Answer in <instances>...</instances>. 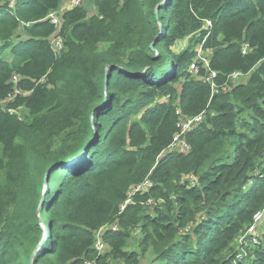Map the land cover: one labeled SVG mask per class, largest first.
I'll return each mask as SVG.
<instances>
[{
    "label": "trees",
    "instance_id": "16d2710c",
    "mask_svg": "<svg viewBox=\"0 0 264 264\" xmlns=\"http://www.w3.org/2000/svg\"><path fill=\"white\" fill-rule=\"evenodd\" d=\"M63 1L0 0V264H264V0Z\"/></svg>",
    "mask_w": 264,
    "mask_h": 264
},
{
    "label": "built area",
    "instance_id": "2783aa9c",
    "mask_svg": "<svg viewBox=\"0 0 264 264\" xmlns=\"http://www.w3.org/2000/svg\"><path fill=\"white\" fill-rule=\"evenodd\" d=\"M16 0H8V6L13 7L14 3ZM78 4V0H72L71 6H75ZM61 8V7H60ZM60 8L56 11H52L48 14V18L51 19V22L55 24L56 26H59L61 21V15L64 10H60ZM67 9V8H66ZM210 21H206V25H210ZM55 37L51 39L54 40ZM53 46L55 49L61 48V41L60 39H56L55 42H53ZM249 49V46L247 44H244L242 47V53H246ZM196 58H198L202 63L203 67L207 71L205 75H199V68L196 63H192L190 65V73L195 76L199 77L200 79L208 82L211 85V88L213 89L215 87V82L214 79L216 77V72L210 69L209 66V61L207 57L205 56L204 52L202 51V48L199 47L197 49L196 53ZM240 76H242V73L240 72H234L231 74L230 79L232 82H235L236 79H238ZM17 92V91H16ZM177 113L179 114V111L177 110ZM206 113L203 111L202 113L195 115V116H185V115H180L179 114V119L177 122V131L174 133L172 137V141L168 146V149L166 152H171V151H177L180 153H187L190 150V145L186 141V135L187 132L192 130L194 127L199 125L205 118ZM165 153V152H164ZM151 183L148 179H145L142 183L138 185H134L131 188V191H129L127 199L125 200L124 205H122V209L124 208L125 204L130 203L132 199V195L135 192L138 191H145L150 187ZM264 213V208L261 211H258L257 213L254 214L253 217V223L247 228L246 233L240 238V242L242 243V249L244 251V254L239 255V258L241 256H246V251L245 248L247 247H255L260 241V239L263 238V233L258 232V225L260 221L262 220V214ZM117 224H109L100 227L96 233H95V241H94V248L97 251L98 254H102L106 250V243L103 239V233L106 230H112L115 231L117 230ZM84 264H91L90 261H85Z\"/></svg>",
    "mask_w": 264,
    "mask_h": 264
},
{
    "label": "rangeland",
    "instance_id": "374dc122",
    "mask_svg": "<svg viewBox=\"0 0 264 264\" xmlns=\"http://www.w3.org/2000/svg\"><path fill=\"white\" fill-rule=\"evenodd\" d=\"M71 4H72V0H64L63 3H62V5H61L60 10H65L66 8L67 9L70 8L71 7ZM78 4L85 5L87 7V9H88L89 12H93V7H91V5H90V0H78ZM56 39L57 38L55 37L54 40H52V41L55 42ZM186 42H187L186 39L180 40V42L176 45V47L174 48V50L178 52L181 48H184L185 47ZM206 54L209 55V52L206 53ZM243 79L244 78L241 77L239 80H243ZM231 158H232V156H231ZM261 218H262V220L260 221V223L258 225V232L259 233H262L263 230H264V213L262 214V217ZM263 237H264V235H263Z\"/></svg>",
    "mask_w": 264,
    "mask_h": 264
}]
</instances>
